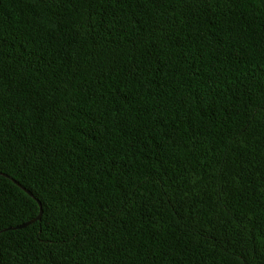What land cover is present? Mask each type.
<instances>
[{"label": "trees", "instance_id": "trees-1", "mask_svg": "<svg viewBox=\"0 0 264 264\" xmlns=\"http://www.w3.org/2000/svg\"><path fill=\"white\" fill-rule=\"evenodd\" d=\"M0 199V264H264V0H0Z\"/></svg>", "mask_w": 264, "mask_h": 264}, {"label": "snow or ice", "instance_id": "snow-or-ice-1", "mask_svg": "<svg viewBox=\"0 0 264 264\" xmlns=\"http://www.w3.org/2000/svg\"><path fill=\"white\" fill-rule=\"evenodd\" d=\"M145 2H147V0H145ZM244 131H247V129H245ZM49 195L51 196L53 194L49 193ZM19 213L26 214L25 207L22 206L14 207L10 202H5L3 199H0V222H3L5 217L10 214L15 215ZM95 223H99V221H96ZM92 227H93V223L90 222L87 225V228H92ZM0 235H3V233L0 232ZM97 235H100V233L96 232L94 235H92L91 239L95 241ZM81 237H83V240H81V248H83L84 243L87 241L88 237L85 236L84 233H78L75 239H81ZM89 258L92 259L93 257L90 255ZM51 264H59V261L55 257H52Z\"/></svg>", "mask_w": 264, "mask_h": 264}, {"label": "water", "instance_id": "water-1", "mask_svg": "<svg viewBox=\"0 0 264 264\" xmlns=\"http://www.w3.org/2000/svg\"><path fill=\"white\" fill-rule=\"evenodd\" d=\"M41 213H42V212H41ZM40 218H41V214H40L37 218H35V219L31 220V221H28V222H26V223H23V224H21V225H18V226H16V227H14V228H10V229H21V228H25V227H27L28 225H30L31 223H33V222L39 220Z\"/></svg>", "mask_w": 264, "mask_h": 264}]
</instances>
